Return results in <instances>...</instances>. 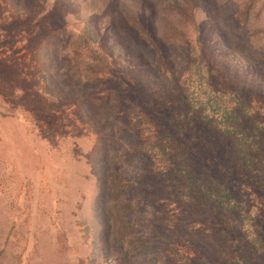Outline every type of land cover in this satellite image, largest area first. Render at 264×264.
<instances>
[{
	"label": "rangeland",
	"instance_id": "1",
	"mask_svg": "<svg viewBox=\"0 0 264 264\" xmlns=\"http://www.w3.org/2000/svg\"><path fill=\"white\" fill-rule=\"evenodd\" d=\"M178 1L0 0V264H264V0Z\"/></svg>",
	"mask_w": 264,
	"mask_h": 264
},
{
	"label": "trees",
	"instance_id": "2",
	"mask_svg": "<svg viewBox=\"0 0 264 264\" xmlns=\"http://www.w3.org/2000/svg\"><path fill=\"white\" fill-rule=\"evenodd\" d=\"M258 1H260V0H251V2H250L251 5H249L246 9H244L241 13V14H243L244 21L247 24L250 22V19H251L252 6H254V4L257 3ZM183 3L187 4L190 7V9H192V12L195 11L197 8L196 0H183ZM164 4L167 7H173V8L175 7L178 9L182 8V6L179 4L178 0H170L168 2H167V0H164ZM94 35L95 34L92 31H90L89 29H87V30L84 29L82 32L77 33L76 38H75L76 39L75 41L77 44H76V46L73 45V48L75 47L74 52L76 54H78L77 60H79V62L81 59L80 56L83 53V51L85 49H89L90 40H93L92 42L95 41V43L98 44V40H96L97 37L95 35V37H96L95 38ZM86 40L89 41V45H88V42ZM82 41L84 42V44L82 43ZM92 66H93V64H92ZM215 96H216V94H215ZM230 109L232 111H229L228 106H227V109H225V111H223L222 116L224 118H226L228 120V118L231 119L230 116H233V118H235L236 116H240L237 113L238 110H236L232 107ZM242 116H245V114H242ZM108 176H109V183H108L109 198H110V200H113V199L117 200L115 204L111 205L110 211L112 213H114V211H115V213L116 212H122V209L124 208V204H122V202L120 200L127 193L128 188H130L129 182L127 179L122 177V175L116 169L112 170ZM117 215L111 214L112 221H113L112 223L114 224V227H113L112 232H111L112 243L119 245V246L124 245L126 242L131 244V240H130L131 237H129V234L125 231L127 226L131 225V223L126 222L123 219V220H121L122 224H119L118 219L116 218Z\"/></svg>",
	"mask_w": 264,
	"mask_h": 264
}]
</instances>
